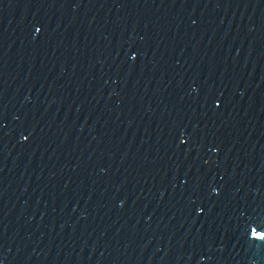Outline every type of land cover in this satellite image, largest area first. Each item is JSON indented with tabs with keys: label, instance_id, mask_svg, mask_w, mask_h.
I'll use <instances>...</instances> for the list:
<instances>
[{
	"label": "water",
	"instance_id": "water-1",
	"mask_svg": "<svg viewBox=\"0 0 264 264\" xmlns=\"http://www.w3.org/2000/svg\"><path fill=\"white\" fill-rule=\"evenodd\" d=\"M0 264H264V0H0Z\"/></svg>",
	"mask_w": 264,
	"mask_h": 264
}]
</instances>
